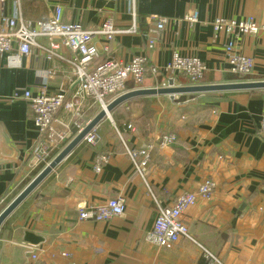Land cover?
<instances>
[{
    "label": "crops",
    "instance_id": "crops-1",
    "mask_svg": "<svg viewBox=\"0 0 264 264\" xmlns=\"http://www.w3.org/2000/svg\"><path fill=\"white\" fill-rule=\"evenodd\" d=\"M56 5L63 9L64 22L88 31L108 19L119 30L137 25V33L117 34L111 42L97 38L98 62L146 56L149 65L164 68L178 53L206 65L200 85L264 81V31L227 33L213 26L219 18L264 25V0H135L134 5L130 0H25L20 10L25 20L37 22L49 20ZM192 12L198 13L197 23L170 22L150 47L148 30L160 17L176 20ZM231 43L238 54L254 60L251 74L232 72L226 50ZM71 60L66 48L55 55L46 47L33 51L16 67L0 55V214L79 134L74 114L62 109L54 129L65 139L39 162L34 151L42 136L29 104L17 98L48 84L53 93L65 86L71 101L78 88ZM173 79L162 71L140 86L131 83L127 92L164 88L170 81L176 87L192 86L184 78ZM263 107L264 90L162 95L124 103L97 126L96 144L83 141L7 218L0 229V264H264ZM101 111L87 99L81 116L88 125ZM167 134L177 141L152 153L144 178L127 149L157 143ZM103 154L109 158L97 173L96 158ZM207 179L216 184L211 198L200 199L183 216L190 237L171 249L148 243L158 208ZM114 198L126 201L122 216L107 222L78 220L83 206Z\"/></svg>",
    "mask_w": 264,
    "mask_h": 264
},
{
    "label": "built area",
    "instance_id": "built-area-1",
    "mask_svg": "<svg viewBox=\"0 0 264 264\" xmlns=\"http://www.w3.org/2000/svg\"><path fill=\"white\" fill-rule=\"evenodd\" d=\"M25 0H0V55H7L12 67L19 65L20 58L33 54V51L43 50L44 47L55 55L62 48H66L72 54L70 63L74 67V76L78 88L71 101H67L68 91L61 86L58 92L49 91L48 84L37 89L34 94L25 91L24 99L33 114L34 125L42 136L41 142L34 151L36 159L44 163L52 150L57 148L59 142L65 137L54 129L56 116L62 109L69 110L74 114L73 124L78 132L84 130L87 122L81 116L84 102L87 99L98 104L100 110H106L109 99L117 98L126 93L131 83L140 86L144 84L149 75L156 77L162 71L175 77L186 79L192 86L200 85L204 79L207 67L197 57L173 55L172 61L164 68L149 65L146 56H135L129 62H123L114 58H107L98 62L100 50L95 40L97 38L111 42L117 34L137 33L138 27L134 23L128 30H119L113 20H106L95 31H88L80 24L66 23L63 20V9L56 5L53 8L49 20L30 22L24 19L20 4ZM117 2L118 0H109ZM133 5L135 0H130ZM12 2V12H8V6ZM133 20L136 21L137 13L132 12ZM197 12H192L182 19L170 20L160 17L156 24L148 30L149 45L156 43L155 37L164 31L170 22H198ZM217 32L230 33L238 30L243 34L257 35L264 31V25L255 23L253 20L246 22L227 21L217 19L213 22ZM46 42V46L42 45ZM108 49L106 48L105 51ZM229 55L231 70L234 74L247 76L254 68V60L238 54L235 45L229 44L226 48ZM164 84L163 87H168ZM131 132H136L132 125L127 126ZM261 134L264 136V107L261 115ZM100 139L98 128H95L84 139L87 144L94 145ZM177 141L173 134H167L157 143H152L140 149H127V155L134 163L137 172L147 178L148 167L152 153L156 149H164L172 146ZM55 144V146H54ZM54 146V147H53ZM53 147L51 150L50 148ZM108 155H100L96 158L94 169L97 173L102 172L103 165L108 161ZM216 189L212 179L205 180L194 191L181 194L171 205L160 206L152 229L146 235V241L159 248L171 249L182 238H189V229L183 223L185 212L200 199H210ZM126 210V201L123 198H114L102 205H86L79 210V221L107 222L122 216ZM33 261L37 260L35 254L31 255ZM34 264V263H32Z\"/></svg>",
    "mask_w": 264,
    "mask_h": 264
},
{
    "label": "water",
    "instance_id": "water-1",
    "mask_svg": "<svg viewBox=\"0 0 264 264\" xmlns=\"http://www.w3.org/2000/svg\"><path fill=\"white\" fill-rule=\"evenodd\" d=\"M264 90V81L261 82H236L216 85H198L189 87H176L170 81L168 87L158 89H139L122 94L102 110L66 147L60 152L35 178L34 180L3 210L0 214V229L20 205L41 185V183L84 141L85 137L105 120L115 109L124 103L152 96H170L183 94H204L232 91Z\"/></svg>",
    "mask_w": 264,
    "mask_h": 264
},
{
    "label": "trees",
    "instance_id": "trees-1",
    "mask_svg": "<svg viewBox=\"0 0 264 264\" xmlns=\"http://www.w3.org/2000/svg\"><path fill=\"white\" fill-rule=\"evenodd\" d=\"M43 168H44V165H42L40 168H38L36 174H38Z\"/></svg>",
    "mask_w": 264,
    "mask_h": 264
},
{
    "label": "rangeland",
    "instance_id": "rangeland-1",
    "mask_svg": "<svg viewBox=\"0 0 264 264\" xmlns=\"http://www.w3.org/2000/svg\"><path fill=\"white\" fill-rule=\"evenodd\" d=\"M108 121V120H107ZM112 128V127H111Z\"/></svg>",
    "mask_w": 264,
    "mask_h": 264
}]
</instances>
